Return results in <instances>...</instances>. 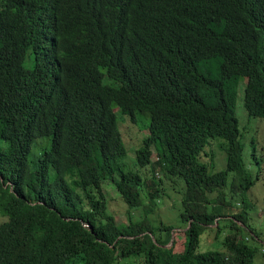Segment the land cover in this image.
<instances>
[{
  "label": "trees",
  "instance_id": "trees-1",
  "mask_svg": "<svg viewBox=\"0 0 264 264\" xmlns=\"http://www.w3.org/2000/svg\"><path fill=\"white\" fill-rule=\"evenodd\" d=\"M242 78L264 119V0H0V264H264ZM114 108L150 116L136 169ZM213 142L225 170L201 160ZM164 180L183 186L175 240Z\"/></svg>",
  "mask_w": 264,
  "mask_h": 264
},
{
  "label": "rangeland",
  "instance_id": "rangeland-1",
  "mask_svg": "<svg viewBox=\"0 0 264 264\" xmlns=\"http://www.w3.org/2000/svg\"><path fill=\"white\" fill-rule=\"evenodd\" d=\"M200 70L212 77H217V68L216 63L200 65ZM246 79L242 78L239 85V97L236 104V117L239 121V129L241 135L243 136V142L245 143V151L243 154L245 164L249 171L254 176H259V180L252 187L248 193V196L245 198V204L253 205L250 209H246L249 213V223L252 227L264 235V119L262 118H251L248 116L246 109L244 107V89H245ZM117 112L119 119V126L122 131L125 144L127 146L129 158L126 160L128 165L136 169L135 151L141 145L143 139L147 135L148 125L150 123V116L147 113H138L136 121L133 122L126 116H123L122 113L118 112V108H114ZM38 142L33 146L32 153L29 155L30 165L33 166L36 157L39 154L40 149H38ZM256 146V147H255ZM255 149V152H253ZM155 156H153L154 158ZM201 160H203L208 165L213 163L212 170L213 172H218L225 170L227 167L226 155L219 147L217 142H213L210 147L206 149V153L202 155ZM166 183L164 189L166 195L162 198V201L158 204L156 211L154 213L156 219H161L165 223L173 224L176 230L173 232V240H175L176 232L183 233L182 229H178V211L180 207L175 206L176 201H180L182 196L179 193L182 189V182L175 180V182ZM108 198L110 199L109 208L110 211L120 219L122 222L126 220V208L119 199L114 200L115 190L109 188ZM169 196V197H167ZM241 202L239 201V204ZM234 209L242 210L245 209V206L242 208L237 206V201H234ZM242 204V203H241ZM240 206V205H239ZM137 214L136 216H138ZM153 215V216H154ZM157 215V216H156ZM213 234V232H212ZM211 233L207 234L206 240L209 242L207 246L216 244L215 238ZM182 239V234L180 235ZM215 245V246H216ZM182 248L181 242L177 244V249ZM215 250V249H213ZM142 261L141 258H131L128 262H123V264H140Z\"/></svg>",
  "mask_w": 264,
  "mask_h": 264
},
{
  "label": "clouds",
  "instance_id": "clouds-1",
  "mask_svg": "<svg viewBox=\"0 0 264 264\" xmlns=\"http://www.w3.org/2000/svg\"><path fill=\"white\" fill-rule=\"evenodd\" d=\"M175 231V230H174Z\"/></svg>",
  "mask_w": 264,
  "mask_h": 264
}]
</instances>
